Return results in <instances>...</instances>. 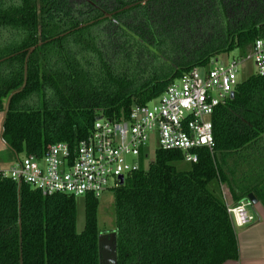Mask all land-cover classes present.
Returning a JSON list of instances; mask_svg holds the SVG:
<instances>
[{"label":"trees","instance_id":"16d2710c","mask_svg":"<svg viewBox=\"0 0 264 264\" xmlns=\"http://www.w3.org/2000/svg\"><path fill=\"white\" fill-rule=\"evenodd\" d=\"M258 37L264 0H0V138L14 157L73 149L96 118L124 119ZM210 121L214 146L195 163L178 170L180 152L156 149L111 191L114 264L237 258L219 185L264 207V75L240 80ZM81 198L77 232L74 196L0 181V264H100L97 198Z\"/></svg>","mask_w":264,"mask_h":264},{"label":"built area","instance_id":"2783aa9c","mask_svg":"<svg viewBox=\"0 0 264 264\" xmlns=\"http://www.w3.org/2000/svg\"><path fill=\"white\" fill-rule=\"evenodd\" d=\"M218 56L206 67L192 68L174 79L156 98L134 104L126 118H96L73 149L56 142L41 156L21 153L13 162H0V181L27 185L42 195L97 198L117 187L119 177L123 181L127 174L147 169L153 158L146 152L148 140L156 142V149L176 150L182 161L195 163L199 150L210 152L214 146L210 116L233 93L239 82L238 65L249 60L254 74L264 75V37L256 38L238 57L221 61ZM224 204L233 227L257 220L247 212V206H254L247 200H224Z\"/></svg>","mask_w":264,"mask_h":264},{"label":"rangeland","instance_id":"374dc122","mask_svg":"<svg viewBox=\"0 0 264 264\" xmlns=\"http://www.w3.org/2000/svg\"><path fill=\"white\" fill-rule=\"evenodd\" d=\"M248 51V47L235 49L227 54H221L218 56V60H226L231 57H238ZM237 79L243 80L250 74L254 73V67L251 61H245L238 65ZM1 115H0V127H1ZM156 142L154 140H148L146 144V152L149 158L153 157L154 150L156 149ZM22 154H20L21 156ZM15 157L11 154L7 146L2 142L0 138V162L8 164L13 162ZM174 166L178 170L186 169L189 164L184 161H178L174 163ZM213 183L208 184L209 189H213ZM97 212H96V225L98 230V245H99V263L100 264H114L115 251H114V221H113V202L112 192L108 189L102 191L97 196ZM246 210H251L250 207H246ZM83 227V204L80 196L75 197V229L79 232Z\"/></svg>","mask_w":264,"mask_h":264},{"label":"crops","instance_id":"0c3cea01","mask_svg":"<svg viewBox=\"0 0 264 264\" xmlns=\"http://www.w3.org/2000/svg\"><path fill=\"white\" fill-rule=\"evenodd\" d=\"M225 201H232L226 184L219 185ZM251 210L257 217L252 223L234 227L237 258L226 260L221 264H264V207L257 202Z\"/></svg>","mask_w":264,"mask_h":264},{"label":"water","instance_id":"95a60500","mask_svg":"<svg viewBox=\"0 0 264 264\" xmlns=\"http://www.w3.org/2000/svg\"><path fill=\"white\" fill-rule=\"evenodd\" d=\"M126 7H128V6H125L124 8H126ZM108 16H109V14H104V17H108ZM32 49H33V47L31 48V50H32ZM231 96H232V93H230V97H231ZM9 99H10V98H9ZM9 99H8V101H7V104H6L5 113H6L7 109H8ZM121 183H122V178L119 177V184H121ZM246 200H247L251 205H255V204H257V200H256L251 194H248V195H247Z\"/></svg>","mask_w":264,"mask_h":264}]
</instances>
